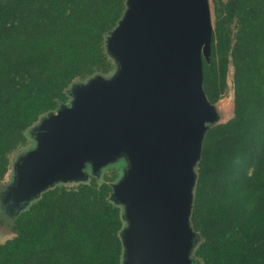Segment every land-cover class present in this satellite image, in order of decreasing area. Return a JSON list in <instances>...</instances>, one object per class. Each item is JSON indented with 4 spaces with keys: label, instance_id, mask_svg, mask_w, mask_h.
Wrapping results in <instances>:
<instances>
[{
    "label": "trees",
    "instance_id": "trees-1",
    "mask_svg": "<svg viewBox=\"0 0 264 264\" xmlns=\"http://www.w3.org/2000/svg\"><path fill=\"white\" fill-rule=\"evenodd\" d=\"M202 89L213 104L232 67L233 110L205 130L189 214L201 264H264V0H211ZM125 0H0V180L26 129L67 103L75 79L107 75L105 37ZM116 169L42 190L13 218L0 264H120Z\"/></svg>",
    "mask_w": 264,
    "mask_h": 264
},
{
    "label": "water",
    "instance_id": "water-1",
    "mask_svg": "<svg viewBox=\"0 0 264 264\" xmlns=\"http://www.w3.org/2000/svg\"><path fill=\"white\" fill-rule=\"evenodd\" d=\"M125 3L106 48L121 69H128L125 80L113 90L108 86L115 82L96 88L90 95L86 94L89 89L75 91L83 93L85 100L66 121L59 116L60 131L48 124L49 133L39 136V147L21 164L23 177L12 189L17 187L20 198L46 189L52 171L48 169L41 179L30 182V171H26L34 158L42 159L45 152L48 158L55 129L61 139L57 153L76 168L83 158H93L91 151L101 156L97 158L100 162L126 151L135 166L133 179L113 185L110 195L119 202L126 199L122 195L126 193L138 199L140 206L133 223L121 234L122 264L188 263L196 238L189 224L194 166L208 128L205 122L214 120L201 82V58L203 55L207 60L210 52L209 2ZM43 161L46 159L40 163ZM73 174L68 170L65 175Z\"/></svg>",
    "mask_w": 264,
    "mask_h": 264
},
{
    "label": "rangeland",
    "instance_id": "rangeland-1",
    "mask_svg": "<svg viewBox=\"0 0 264 264\" xmlns=\"http://www.w3.org/2000/svg\"><path fill=\"white\" fill-rule=\"evenodd\" d=\"M208 2L210 8L211 22H212L213 19L212 2L211 0H208ZM109 36L110 34H108L105 37V48L108 47L107 42ZM108 55L114 63L113 71H111L107 75L95 74L87 78L86 80H79V79L73 80L67 89V94L69 96L67 103L61 104L54 111H50L46 114L41 115L36 122H34L31 126H29L26 129L25 132L26 142L10 153L9 166L7 172L5 173L3 179L0 180V242H3L5 239L12 236L10 225L16 214L20 212L22 209H24L30 202L36 199L40 194L38 193L37 195H34L30 193L29 196L27 197L24 196L23 198H20L18 192L16 191L17 187L16 190L12 188L17 185L18 178L20 179L23 177V172L21 173L22 170L21 164L27 158L29 153L33 155V152L36 150L37 147H39L40 145L39 136H42L43 134L46 135L49 133V130L47 129V127L49 126L48 124H51L57 129L61 128L60 118L62 117V120L66 121V118L69 117L68 114L72 115L73 113H76V111L79 108V107L77 108V104L81 100H85V99L81 98L83 96V93L79 94V92H75V91L89 89L86 94L90 95L97 90L96 88H101V87L107 88L109 83L115 82L114 85L108 86L110 87L109 88L110 90H113L119 84H122L123 81L125 80L127 74L126 72H128L127 71L128 69H126L124 66L123 69H121V65L116 60V58L112 56L109 52ZM60 109L63 111L62 114L58 113V115H55L54 113ZM232 110H233L232 67L229 66L227 72V87L225 89V93L219 100L211 104V111L214 114V120L206 121L205 125L209 126L214 123L226 121L232 116L233 113ZM57 129H55L53 138L50 139V143L52 142V146L49 151L50 155L47 158V152H45V157L44 156L42 157V159L44 158L46 159V161L40 163V160L42 159L40 158L38 160L37 157L34 158L33 161H30V165H29L30 167L26 171L27 173L30 171L28 173V182H30L31 179L38 181V179H41L43 177L41 174L43 172H46L48 169L52 171V173L50 178H48V183L46 188L51 187L55 184H64L67 186L75 185L79 182L87 181L91 175L97 177L98 181H101V175L104 173L109 174L112 168H115L117 173V177L115 181H113V183L111 184L112 186L120 182H129L130 180L133 179L135 166L131 160L130 155L126 151L124 152L122 151L111 156L109 155L101 162L100 160H97V158H100L101 156L97 157L91 151L89 155L92 156L93 158L85 157L81 161L77 162V164L79 163L80 169L76 168L75 164L71 165L68 158H63L62 155H60V153H57L59 150L61 151L60 149L61 139L58 134L60 130L58 129L59 130L58 131ZM56 155H58L57 158ZM50 156H52L53 158L52 161L50 160ZM55 159H56L55 164L57 165V167H55L54 164ZM44 164L48 168H43L46 167ZM23 170L25 169L23 168ZM68 170H71L72 172H74V174L72 176L65 175L66 171ZM194 171H195V166H194ZM122 195H125L126 199L119 202L115 201L114 197H111L110 195V199L114 203H116L121 209V218L123 221V226L119 232L120 238L123 229L126 228V226H130L133 223L135 215H138L139 213L138 207L140 206V201H138V199H136L135 197H130L126 193H122ZM193 233L195 234L196 238L193 242V246L188 255L191 261L188 263L180 261L179 264H201L198 259L192 256L193 247L199 241L198 234L195 231ZM123 260H124V256L121 257L120 264L123 263L122 262ZM168 264H178V262L175 263L172 260L168 262Z\"/></svg>",
    "mask_w": 264,
    "mask_h": 264
}]
</instances>
